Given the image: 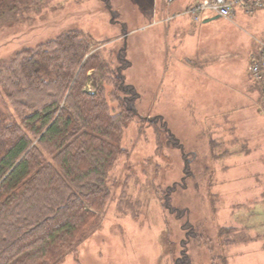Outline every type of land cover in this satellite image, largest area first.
<instances>
[{
    "label": "rangeland",
    "instance_id": "1",
    "mask_svg": "<svg viewBox=\"0 0 264 264\" xmlns=\"http://www.w3.org/2000/svg\"><path fill=\"white\" fill-rule=\"evenodd\" d=\"M177 5L49 0L0 26V57L77 28L138 92L108 174L107 206L60 264H264V94L238 91L250 84L248 65L264 41V7L192 21L176 39L182 30L167 24L190 19Z\"/></svg>",
    "mask_w": 264,
    "mask_h": 264
},
{
    "label": "trees",
    "instance_id": "2",
    "mask_svg": "<svg viewBox=\"0 0 264 264\" xmlns=\"http://www.w3.org/2000/svg\"><path fill=\"white\" fill-rule=\"evenodd\" d=\"M48 2L0 0V26ZM137 98L77 28L0 57V264H60L88 237Z\"/></svg>",
    "mask_w": 264,
    "mask_h": 264
},
{
    "label": "built area",
    "instance_id": "3",
    "mask_svg": "<svg viewBox=\"0 0 264 264\" xmlns=\"http://www.w3.org/2000/svg\"><path fill=\"white\" fill-rule=\"evenodd\" d=\"M238 5H241L245 12H253L264 7V0H196L188 5L186 10L194 20H200L209 14L232 19ZM249 70L252 78L260 82L264 90V41H261V47L252 55Z\"/></svg>",
    "mask_w": 264,
    "mask_h": 264
},
{
    "label": "crops",
    "instance_id": "4",
    "mask_svg": "<svg viewBox=\"0 0 264 264\" xmlns=\"http://www.w3.org/2000/svg\"><path fill=\"white\" fill-rule=\"evenodd\" d=\"M194 1H196V0H177V3H178V5L177 6H175L176 8H175V11L178 9V11L179 10H182V9H186L187 7H188V5H190L192 2H194ZM240 13H245V11H244V9H243V7L241 6V5H238L237 6V9H236V15H238V14H240ZM186 15H189V14H187L186 13ZM235 15V16H236ZM190 16V19L189 20H184V18L183 17H185V15L184 14H182V15H176V17H175V19H173V20H171L170 22H169V24H167L168 26V28L172 31V30H174V29H176V28H179V29H181L182 30V32H180L179 34H177L178 36H176L175 38L177 39H182V37H184V35H189V33H191V32H189V31H185L184 29H186V30H188V29H191V28H193L194 26H193V23H191L192 21L193 22H198V21H200V20H194L192 17H191V15H189ZM210 17H215V15L214 14H209V15H207V16H205L203 19H204V21H202L203 23H206V22H209L210 20H206L207 18H210ZM191 24V25H190ZM183 28V29H182ZM160 32V34H162V35H164L165 36V40L166 41H168L169 40V44L171 45V33H168L167 34V32H166V34H164L161 30L159 31ZM157 40V46H158V49H159V53L160 52H162L163 50H161L160 49V40L159 39H156ZM181 46V42L180 43H176V46L173 48V49H175V52H177L178 50H179V47ZM164 51H165V49H164ZM172 51V50H171ZM256 52H257V50H256ZM255 52V53H256ZM179 59V58H178ZM131 65V62L129 61V64H128V67ZM249 66L250 65H248V69H247V73H248V75L250 76V84H248V86L247 85H242V86H240V88H239V92H241L242 93V91L245 89V90H247L246 92H244V94H249L250 95V97L251 98H254V99H256L257 98V96H258V92H260L261 91V93H263L264 94V91H263V87H262V84L260 83V82H258V81H255L253 78H252V76H251V74H250V70H249ZM160 70H162V67H161V65L159 64V67H158ZM240 75V74H239ZM249 85H251V86H249ZM246 86V87H245ZM241 87H242V89H241ZM258 103H259V100H258ZM231 127H233L232 125H231ZM228 155H231V157L233 156H235V155H233V153H229ZM227 155V156H228ZM244 155H246V156H248V157H250L251 155H252V153L251 152H249V153H245ZM234 162L235 161V159H231V161H228V163L226 162L225 163V165H223L224 167H225V169L223 170V171H226V170H228V169H230V168H232V165H231V163L230 162Z\"/></svg>",
    "mask_w": 264,
    "mask_h": 264
},
{
    "label": "water",
    "instance_id": "5",
    "mask_svg": "<svg viewBox=\"0 0 264 264\" xmlns=\"http://www.w3.org/2000/svg\"><path fill=\"white\" fill-rule=\"evenodd\" d=\"M216 17H218V16H215V17H210V18H207L206 20H210V19H212V18H216Z\"/></svg>",
    "mask_w": 264,
    "mask_h": 264
}]
</instances>
